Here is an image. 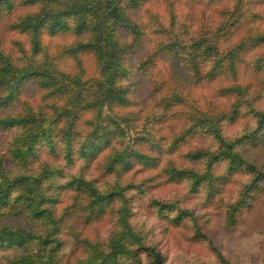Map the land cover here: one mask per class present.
Segmentation results:
<instances>
[{
	"label": "trees",
	"instance_id": "obj_1",
	"mask_svg": "<svg viewBox=\"0 0 264 264\" xmlns=\"http://www.w3.org/2000/svg\"><path fill=\"white\" fill-rule=\"evenodd\" d=\"M151 1L0 0V264H168L158 228L234 264L210 213L264 240V0H182L190 36L169 3L159 39Z\"/></svg>",
	"mask_w": 264,
	"mask_h": 264
},
{
	"label": "rangeland",
	"instance_id": "obj_2",
	"mask_svg": "<svg viewBox=\"0 0 264 264\" xmlns=\"http://www.w3.org/2000/svg\"><path fill=\"white\" fill-rule=\"evenodd\" d=\"M169 3L172 4V12L176 27L182 25L186 28L187 35H191L192 29L199 23L198 19L211 21L213 15L205 12L201 15V8L194 10L184 5L182 0H153L147 4L140 15L142 23L145 26V32L148 37L156 39L161 36L160 32L167 28L169 23ZM204 6L208 0H203ZM211 7L213 3L209 4ZM207 6H205L206 8ZM208 9V7H207ZM210 9V8H209ZM213 10V8H211ZM202 17V18H201ZM54 43H60V41ZM52 42V44L54 45ZM166 72V69H164ZM213 85L199 86L192 90L194 100L198 104L208 103L212 99L211 90ZM138 100L146 112H151L152 107L143 93L139 92ZM151 127V125H148ZM172 191L166 187H160L156 190V196L167 197ZM141 216L147 215L144 207L139 210ZM253 217H264V199H261L257 205V210L252 214ZM208 222L205 231L213 240L215 246L222 255L232 261L234 264H264V240L258 232V228L251 227L254 223L249 219L244 226L230 232L222 231L219 226V218L214 214L207 216ZM253 219V218H252ZM108 224L102 223L97 227L98 234L104 236L108 231ZM95 231H91L94 235ZM154 242L157 248L166 257L168 264H216L214 255L204 244H188L183 241L177 232L162 233L158 228L154 233Z\"/></svg>",
	"mask_w": 264,
	"mask_h": 264
}]
</instances>
